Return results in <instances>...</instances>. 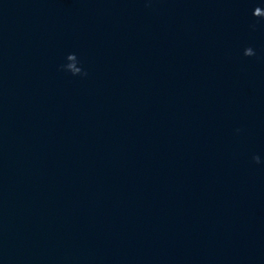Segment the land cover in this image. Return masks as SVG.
<instances>
[{
	"label": "water",
	"instance_id": "water-1",
	"mask_svg": "<svg viewBox=\"0 0 264 264\" xmlns=\"http://www.w3.org/2000/svg\"><path fill=\"white\" fill-rule=\"evenodd\" d=\"M82 2L149 263L264 264V0Z\"/></svg>",
	"mask_w": 264,
	"mask_h": 264
},
{
	"label": "clouds",
	"instance_id": "clouds-1",
	"mask_svg": "<svg viewBox=\"0 0 264 264\" xmlns=\"http://www.w3.org/2000/svg\"><path fill=\"white\" fill-rule=\"evenodd\" d=\"M258 8H261V7H256L255 9H258ZM254 17L258 18V19H261V20H264V17H261V16H257L254 14V12L252 13Z\"/></svg>",
	"mask_w": 264,
	"mask_h": 264
}]
</instances>
